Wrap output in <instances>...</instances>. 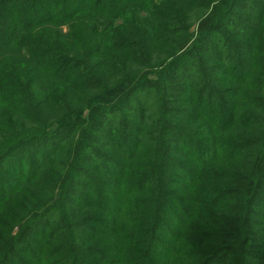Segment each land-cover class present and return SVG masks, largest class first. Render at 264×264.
Here are the masks:
<instances>
[{"label":"trees","instance_id":"obj_1","mask_svg":"<svg viewBox=\"0 0 264 264\" xmlns=\"http://www.w3.org/2000/svg\"><path fill=\"white\" fill-rule=\"evenodd\" d=\"M262 208L264 0H0V264H264Z\"/></svg>","mask_w":264,"mask_h":264},{"label":"rangeland","instance_id":"obj_2","mask_svg":"<svg viewBox=\"0 0 264 264\" xmlns=\"http://www.w3.org/2000/svg\"><path fill=\"white\" fill-rule=\"evenodd\" d=\"M213 2L215 1V0H212ZM219 1V0H218ZM182 4V3H181ZM180 3L178 4V6H180L181 5ZM183 5V4H182ZM175 7L174 6V9L173 10H175V11H181V12H183V13H188L189 15L192 13V16H194V14H198V13H200V12H198V13H195V12H192L193 11V9H189V8H187V7ZM196 21V19L194 18V17H191V22H195ZM197 26V25H196ZM196 26H194L193 28H192V31H194L195 30V28H196ZM62 32L64 33V36H67L66 34H68V32H69V27L68 26H65L64 28H62ZM62 33V34H63ZM74 50V49H73ZM73 102V101H72ZM77 107V105L76 104H73L72 103V109H71V111H68V109H61V108H57V107H47L46 109H45V116L47 117V119L51 122V123H55V124H59L60 122L62 123L63 121H66L67 119H69L70 117H71V115H72V113H73V108H76ZM58 124L57 125H55V127H57L58 126ZM238 135H241V133L239 132V131H234L233 132V134L232 135H234V136H237V134ZM60 139H62V138H60ZM65 158V156L61 159V161L63 160ZM60 162V159H59V161H58V163ZM54 168V167H53ZM53 168H50V169H48V170H46V171H44L41 175H40V182L39 183H41V184H37L36 185V187L34 186L32 189H31V193H32V195H33V192H35L36 194H40V191H38L37 192V190H40V187L41 186H43V189H42V191L44 192V188H46V185H48V183H49V180H50V178L51 177H53ZM54 169H56L57 170V172H60V173H63V169L62 168H59V167H57V168H54ZM51 171V172H50ZM42 191H41V193H42ZM34 193V194H35ZM41 199H42V201H40L41 202V204H43L45 201H47V197L45 196V194L43 193V196H42V194H41ZM46 206V205H45ZM258 212H261L262 213V215L264 216V208H262V209H259L258 210ZM254 220L255 221H257V222H261L262 220H261V218L260 217H258V216H256V217H254Z\"/></svg>","mask_w":264,"mask_h":264}]
</instances>
